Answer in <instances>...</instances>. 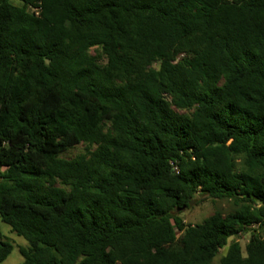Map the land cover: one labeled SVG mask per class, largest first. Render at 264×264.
I'll use <instances>...</instances> for the list:
<instances>
[{
    "label": "trees",
    "instance_id": "trees-1",
    "mask_svg": "<svg viewBox=\"0 0 264 264\" xmlns=\"http://www.w3.org/2000/svg\"><path fill=\"white\" fill-rule=\"evenodd\" d=\"M0 218L18 264H264V0H0Z\"/></svg>",
    "mask_w": 264,
    "mask_h": 264
},
{
    "label": "rangeland",
    "instance_id": "rangeland-1",
    "mask_svg": "<svg viewBox=\"0 0 264 264\" xmlns=\"http://www.w3.org/2000/svg\"><path fill=\"white\" fill-rule=\"evenodd\" d=\"M84 151L83 145H77L76 147L70 149L69 151L63 154L64 157H74ZM240 166L243 167V164L240 162ZM234 208L233 201L230 199H216L205 195H199L196 200L192 203L191 208L183 209L181 211V216L186 223L198 224L201 223L204 219L220 211L227 213ZM0 230L5 234L7 239L14 245L13 251L7 257V259L1 264H18L24 260L22 253L20 252L21 247L28 245L27 240L19 236L16 232L12 231V228L7 223L3 222L0 218ZM250 234L241 233L235 238L241 242L242 247L244 248L247 242L249 241ZM227 251V248H223L221 253L214 259L213 264H222L221 257Z\"/></svg>",
    "mask_w": 264,
    "mask_h": 264
}]
</instances>
